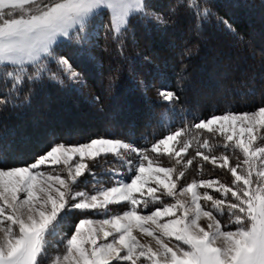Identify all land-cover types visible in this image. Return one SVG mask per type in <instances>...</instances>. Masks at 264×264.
<instances>
[{
	"label": "snow or ice",
	"instance_id": "1",
	"mask_svg": "<svg viewBox=\"0 0 264 264\" xmlns=\"http://www.w3.org/2000/svg\"><path fill=\"white\" fill-rule=\"evenodd\" d=\"M181 6L184 0H177L165 13L152 0H0V119L10 108L30 107L48 86L95 88L97 102L110 96L131 62L125 41L136 44V26L166 34ZM202 7L206 17L213 15L210 0ZM218 23L234 32L223 17ZM102 33L121 56L106 76L94 54H110L98 43ZM137 57L148 60L140 52ZM128 74L146 94L149 85L131 69ZM183 92L182 84L158 91L165 113L176 111ZM192 129L219 136L224 149L243 154L233 165L227 154L196 152L202 161L226 169L230 183L202 178L178 187L184 171L160 166L163 155L181 163ZM201 146L208 148L209 140ZM109 154L125 172H115L113 186L94 193L80 189L78 178L87 173L95 181L93 169ZM196 156L186 164L193 165ZM52 165H63L67 176ZM178 193L190 194V202L177 199ZM109 205L126 210L110 215ZM101 211L107 218H92ZM204 218L206 225L200 222ZM138 235L150 239L143 242ZM0 264H264V103L253 110L213 112L190 128L169 126L150 148L110 137L70 146L53 133L30 161L0 162Z\"/></svg>",
	"mask_w": 264,
	"mask_h": 264
},
{
	"label": "trees",
	"instance_id": "2",
	"mask_svg": "<svg viewBox=\"0 0 264 264\" xmlns=\"http://www.w3.org/2000/svg\"><path fill=\"white\" fill-rule=\"evenodd\" d=\"M152 3L157 10L167 13L177 0ZM202 4L203 0H184V6L178 8L174 17L176 23L166 34H158L151 25L146 28L138 24L136 44L131 38L125 41L124 54L131 62L124 65L117 89L100 102L93 99L95 88L81 92L71 87L48 86L32 98L30 107L10 108L5 113L7 118L0 119V162L12 165L30 161L46 149L53 133L66 144L110 137L131 139L137 147L150 148L168 134L169 126L172 130L190 128L199 118H207L213 112L253 110L264 103V0H210L211 17L204 15ZM220 17L229 21L234 32L218 23ZM98 43L101 48L110 49V54L100 50L94 53L103 63L106 76L109 64H118L121 56L103 33ZM137 52L148 60L137 57ZM89 63L94 66V62ZM129 69L149 85L146 94L134 87ZM181 84L182 102L175 106V112L165 113L167 105L161 102L158 91H175ZM186 138L192 143L188 152L181 154L184 167L186 171L192 169L196 177L213 167L196 156L197 151L209 155L229 151L223 148L222 138L206 132L192 129ZM203 139L209 140L208 148L201 146ZM193 156L196 161L187 165V159ZM176 159L163 155L158 157V163L181 169ZM111 162L104 174L112 185L115 172L124 173L125 168ZM217 173L214 178L219 177ZM231 178L230 174V182ZM98 216L105 214L100 212Z\"/></svg>",
	"mask_w": 264,
	"mask_h": 264
},
{
	"label": "rangeland",
	"instance_id": "3",
	"mask_svg": "<svg viewBox=\"0 0 264 264\" xmlns=\"http://www.w3.org/2000/svg\"><path fill=\"white\" fill-rule=\"evenodd\" d=\"M221 138V137H220ZM67 145H70V146H72V145H77V144H67ZM228 153H224V152H222L221 154H227V155H229V157H230V163L231 164H233V165H235V163L237 162V158H239V160L242 162V160H243V154L239 151V149H232L231 147H229L228 148ZM111 162V161H113L115 164H120L121 165V163L114 157V156H112L111 154H109L106 158H102V159H100V161H99V164H98V166H96L94 169H93V171L96 173V178H98V179H100V181L98 182V181H93V178H92V176H89L87 173H85V175L84 176H82V177H79L78 178V181H77V183L79 184V188L80 189H83V190H86V191H90V192H95V190L96 189H98V188H101V187H110V186H113V184L111 185V183H110V178L108 179V178H106V177H108L107 175H105L104 174V172L105 171H107V169H108V167L110 168V164H109V162ZM185 160L183 159V162L181 161V165H182V167H181V169L178 167H174L173 165H166V164H160V166H162V167H173L175 170H176V174H178L179 173V171H184V173H185V176H184V178H182L181 179V181L179 182V184H178V187L180 186V185H186L187 183H191L192 182V180H199V179H219V180H221V182H226V181H228L227 183H230V181L228 180L229 178H230V173H228L227 172V170L226 169H220V168H217V167H215V166H213L212 164V170L210 171V172H207L206 174H203L202 176L201 175H197V174H200V173H197L196 175L198 176V177H196V176H193L192 175V172H193V170L192 169H190V170H188V171H186L185 169V167H184V165H185ZM112 163V162H111ZM113 164V163H112ZM89 166L91 167L92 165H91V162H90V164H89ZM49 168H52V167H54V168H56L58 171H60V174L62 175V176H67V172L66 171H64V170H62L63 169V165H52V166H48ZM214 168H215V170H214ZM214 170V171H213ZM239 171V170H238ZM218 172V173H217ZM225 172L227 173V174H225ZM215 173H217L218 174V176L219 177H217V178H214L213 177V175L215 174ZM217 174H216V176H217ZM104 179V180H103ZM232 179V178H231ZM230 179V180H231ZM85 181H87L86 183H85ZM88 184V185H87ZM90 184V185H89ZM75 187V186H74ZM198 191H203L202 189H200V190H198ZM159 194V193H158ZM167 202H174V201H172V199L171 198H169V197H163ZM177 199H180V200H182V201H189L190 202V194H185V195H180L179 193L177 194ZM124 210H126L122 205H109V211H111L110 212V215L111 214H115V215H118V214H122V211H124ZM101 212H103V211H101ZM93 219H95V220H99V219H103V218H107L106 216L105 217H100V216H98V215H95V216H93L92 217ZM201 224H203V225H206L207 224V219L206 218H204V219H202L201 221ZM94 227H99V225H94ZM137 233L136 232H134V235H136ZM138 238L139 239H141L143 242H147L148 241V239H150V238H146V237H143V236H139L138 235ZM109 239V241L111 240V237H109L108 238ZM53 243H54V241H53ZM50 251L51 252H55L56 251V249H50Z\"/></svg>",
	"mask_w": 264,
	"mask_h": 264
}]
</instances>
